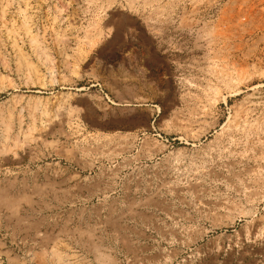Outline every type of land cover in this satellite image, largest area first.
I'll list each match as a JSON object with an SVG mask.
<instances>
[{
    "label": "rangeland",
    "instance_id": "obj_1",
    "mask_svg": "<svg viewBox=\"0 0 264 264\" xmlns=\"http://www.w3.org/2000/svg\"><path fill=\"white\" fill-rule=\"evenodd\" d=\"M0 264H264V0H0Z\"/></svg>",
    "mask_w": 264,
    "mask_h": 264
},
{
    "label": "bare ground",
    "instance_id": "obj_2",
    "mask_svg": "<svg viewBox=\"0 0 264 264\" xmlns=\"http://www.w3.org/2000/svg\"><path fill=\"white\" fill-rule=\"evenodd\" d=\"M24 26V25H23ZM7 29V28H6ZM34 40V39H33ZM225 74V73H224ZM223 77V76H222ZM229 77V76H228ZM229 80V79H228ZM231 80V79H230ZM226 84V83H225ZM226 85H228V84H226ZM79 89H82V88H79ZM215 100V99H214ZM111 101V100H110ZM121 101H123V100H121ZM112 103H114V104H117L116 102H114V101H111ZM126 103H127V101H125ZM128 104V103H127ZM71 122V121H70ZM56 252V251H55Z\"/></svg>",
    "mask_w": 264,
    "mask_h": 264
}]
</instances>
